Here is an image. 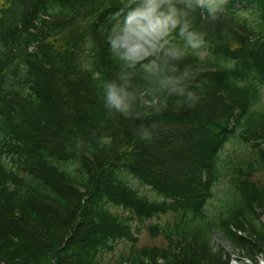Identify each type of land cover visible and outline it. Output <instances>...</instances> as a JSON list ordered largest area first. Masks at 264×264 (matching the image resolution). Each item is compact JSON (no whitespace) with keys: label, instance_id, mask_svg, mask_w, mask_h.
Segmentation results:
<instances>
[{"label":"trees","instance_id":"16d2710c","mask_svg":"<svg viewBox=\"0 0 264 264\" xmlns=\"http://www.w3.org/2000/svg\"><path fill=\"white\" fill-rule=\"evenodd\" d=\"M121 6L0 0V264H110L120 241L113 264H227L214 230L264 253V0H226L214 24L197 10L207 43L181 62L185 94L127 115L100 88ZM165 215L146 228L165 246L137 248L135 222Z\"/></svg>","mask_w":264,"mask_h":264},{"label":"clouds","instance_id":"9594fccd","mask_svg":"<svg viewBox=\"0 0 264 264\" xmlns=\"http://www.w3.org/2000/svg\"><path fill=\"white\" fill-rule=\"evenodd\" d=\"M121 5L108 18L106 35L119 71L100 88L104 108L127 115L134 104L185 94L189 72L181 62L188 55L203 59L207 43L193 28L194 14L199 10L202 22L214 24L225 12L226 0H121Z\"/></svg>","mask_w":264,"mask_h":264},{"label":"rangeland","instance_id":"374dc122","mask_svg":"<svg viewBox=\"0 0 264 264\" xmlns=\"http://www.w3.org/2000/svg\"><path fill=\"white\" fill-rule=\"evenodd\" d=\"M261 102L264 104V92L261 95ZM255 180L258 181L259 184L264 185V173L258 174L254 177ZM141 193L149 196L150 194L143 187H140ZM153 196V194H151ZM216 195L219 197L221 195L220 190H217ZM213 204V203H212ZM210 212V210H208ZM171 221V215L159 216L158 218H152L141 224L135 222V226L139 227L138 231L134 230L135 235L138 237V242L136 244L137 248L141 247H164L165 240L161 235L151 236L147 233V226L150 224H157L159 226H163L166 222ZM211 239V247L213 250L217 249V247L222 248L223 255L222 259L227 260V264H259L264 261V253H259L255 251V249L251 253H247V255L241 249H237L232 247L230 244L226 242L223 238L222 234L217 230H214L210 234ZM130 244L124 241H120L116 244L113 253L106 254L105 260L113 264L116 262L120 256L127 257L128 248ZM250 255V256H249ZM202 264H206L205 261Z\"/></svg>","mask_w":264,"mask_h":264},{"label":"water","instance_id":"95a60500","mask_svg":"<svg viewBox=\"0 0 264 264\" xmlns=\"http://www.w3.org/2000/svg\"><path fill=\"white\" fill-rule=\"evenodd\" d=\"M260 264H264V261H263V262H261Z\"/></svg>","mask_w":264,"mask_h":264}]
</instances>
